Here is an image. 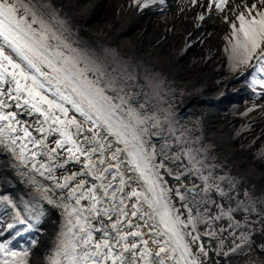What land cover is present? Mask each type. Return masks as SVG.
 <instances>
[{
  "label": "snow or ice",
  "instance_id": "6c2138e0",
  "mask_svg": "<svg viewBox=\"0 0 264 264\" xmlns=\"http://www.w3.org/2000/svg\"><path fill=\"white\" fill-rule=\"evenodd\" d=\"M136 2L147 6L152 0ZM207 8L221 13L228 8L238 21L237 27L225 17L232 29L233 68L255 60L251 67L264 73V0H208ZM252 83L264 88L260 80L253 78ZM121 84L119 77L57 32L45 0H0V145L54 182L51 188L37 189L47 204L61 209L65 220L48 264H206L202 237L215 239L226 231L216 225L225 218L228 229L247 227L233 213L255 209L242 204L225 209L213 199L214 191L231 198L210 173L203 174V161L192 149L171 154L173 143H185L183 134L176 135L167 119L148 110L146 103L134 104ZM9 100L25 114L35 115L33 123L6 111ZM32 128L40 135L34 136ZM18 141L17 153L12 146ZM184 157V171L168 166ZM57 169L64 170L60 176ZM189 173L201 183L184 186L181 176ZM164 174L177 186L169 187ZM57 188L54 198L51 193ZM3 202L12 209V222L4 231L19 235L12 231L17 225L33 227L32 217L22 215L12 200ZM210 206L217 210L215 215ZM29 211L37 221L44 214L43 209ZM231 235L232 252L250 242L244 232ZM11 243L10 237L0 238V264H27L28 249L16 251Z\"/></svg>",
  "mask_w": 264,
  "mask_h": 264
},
{
  "label": "bare ground",
  "instance_id": "6f19581e",
  "mask_svg": "<svg viewBox=\"0 0 264 264\" xmlns=\"http://www.w3.org/2000/svg\"><path fill=\"white\" fill-rule=\"evenodd\" d=\"M169 1L170 3L168 5L165 3L161 9L160 3L158 4L160 0H152L151 3L147 4L148 11L143 12V2L137 4L136 0H116L113 5L114 11L110 14L108 0H45V3L48 6L49 16L52 18L53 27L58 33L63 34L73 47L101 63L110 75L119 77L122 81L121 86L126 89L129 95L135 98L134 104L136 102L146 103L148 110L155 112L162 120L167 119L176 135L183 134L185 143H173L172 155H175L179 150L192 149L198 159L203 161L204 167L220 187L225 189V185L230 186L227 189L229 192L228 197L231 199L224 198L228 207L236 208L238 204H242L244 207L254 208L255 211L246 212L240 209L239 212L247 213L246 215H249L250 212L258 213L255 216L252 215V218L249 215L253 224H248V226L257 233L249 235L250 241L253 240L254 244L250 245L248 252L243 255L236 254V251L233 255L224 256L222 254L219 255L218 262L220 264H264V251L261 250L264 244L260 245L261 241L264 240V235H260L264 234L263 217L260 216V214H263L261 209L264 207V171L253 164L247 158L246 153H241V151L235 149V144L232 143V135L228 130V123L219 122L217 120L218 112L215 113L211 106L206 107L210 102L216 104L220 100L218 97L215 99L213 96L211 99L205 98V94L214 89L212 86L214 84L212 81L213 71L208 69L200 73L186 74L187 68L190 63L196 60L197 55L188 54L185 57L186 53L184 51L194 48L197 51L196 54H202L203 57L213 54L216 39L222 33L224 26L229 23L225 21V17L227 16L228 21H231L233 15L228 11V8L225 9V12H218L220 13L218 17L215 15L216 11L206 9L205 12L198 15L204 17L210 15V20L203 22L199 35L188 37L186 35L191 28L183 23H176L173 18V22L166 20L167 17L164 18V16L158 22L155 21L154 23L152 21V17L156 12L162 13L163 9H168L169 6H171V10L174 8L184 9L183 11L179 9L180 12L175 17L177 21L182 20V16L188 15V13H185V9L193 4L192 0ZM247 2L252 3L254 0H247ZM239 3H241V0H233V4ZM231 6L229 5V7ZM196 11L199 13L197 4L194 5L192 14L196 15ZM97 19L99 22H96ZM154 19L156 18L154 17ZM160 23H164L163 28L166 23H169L168 26L172 27L171 30H168V32L158 30ZM199 25L200 22H195L190 26L193 29H198ZM167 28L169 29V27ZM158 38H162L160 40L161 45L156 46ZM166 41L170 43L171 50L168 53H163V47L161 46L165 45ZM183 48L185 50L182 52ZM183 53H185L184 56ZM220 93L218 92L215 95L217 96ZM14 105L15 102L9 100V107L5 110L16 111L19 113L18 118L20 120L32 124L36 118L35 115L29 116L25 114L23 108L17 109ZM185 114H188L192 120L182 119L179 124L175 123L179 117L185 116ZM69 115L71 116L72 113L70 112ZM254 115H264L263 101H257L250 116ZM30 130L34 136L40 135L35 132L34 128ZM262 130L264 132V125H262ZM164 135H168V133L165 132ZM49 139L51 140L53 137H49ZM152 140L153 142L163 143L158 137H152ZM20 143L21 141H18L17 145L12 146L16 147L17 153L19 152L18 145ZM28 147L32 148V145ZM206 150L208 153H206ZM3 154L5 156H2ZM37 159H43V157ZM19 161L21 165L24 164L22 167L25 173H36L32 169L29 160ZM16 162H18V159H16L11 148L0 145V163L4 166L6 164L3 168L4 174L0 176L1 193L7 190L12 191L15 188H22L23 190L25 186H30L31 189L33 188L38 192V188L47 189L53 186L54 182L46 180L45 176L40 175L39 172L36 173L39 177L38 180H35L38 181L37 183L34 180L26 181L25 177H21L19 175L21 173L17 172L18 179L22 181L18 183L19 181L14 179L15 174L13 177L14 170L17 169ZM11 163H13L12 165L15 164L16 169H10ZM187 165V157L176 163L168 162V166L173 171H184ZM72 170H75V168ZM63 171V169H57L55 174L60 176ZM161 171L163 174V170ZM12 177L13 179H11ZM164 179L169 187H176L178 184L173 177L166 174H164ZM181 183L184 186H191L192 184L199 185L201 182L194 173H189L187 176H181ZM17 184L20 185L17 186ZM59 192L60 189H54L51 195L56 198ZM245 193L248 194L247 197ZM212 197L216 199L213 194ZM36 199L38 203L41 201L48 207L46 200L41 198L40 193H38ZM175 202L176 206L179 207L178 198ZM82 203L86 204L87 201H82ZM222 206L224 207L225 204ZM210 207H212V214L215 215L217 210L213 206ZM49 214L46 223L47 229L41 236L40 241L36 242L35 255L31 264H48V258L54 255V251L50 252L52 251L50 245L51 242L57 244V237L65 220L61 214V209L52 205L49 207ZM234 218L239 220L242 225L245 221L247 222V220H244L245 216H234ZM251 220L250 222H252ZM216 225L218 227L224 226L229 232H235V230L228 229V224L219 225L216 223ZM246 229L248 228L244 229L242 227L239 230L248 234L247 231L250 229ZM202 231L204 230L202 229ZM236 235L239 236L240 233H236ZM230 236V238H227L222 234L219 235L221 237L219 241L222 240L223 245L221 246L220 243L218 251L224 246L229 250L223 252H231L234 246V237ZM215 239L202 237L201 242L210 244ZM235 243L242 242L235 240ZM243 245H246V243L242 244L240 252L247 249ZM193 251H196L195 245H193ZM206 264L211 263L206 262Z\"/></svg>",
  "mask_w": 264,
  "mask_h": 264
},
{
  "label": "rangeland",
  "instance_id": "374dc122",
  "mask_svg": "<svg viewBox=\"0 0 264 264\" xmlns=\"http://www.w3.org/2000/svg\"><path fill=\"white\" fill-rule=\"evenodd\" d=\"M116 0H108L109 2V14L112 13L114 11V3ZM199 1V2H198ZM198 5L199 7V13H197L196 11V15L192 14V11L194 10V5ZM207 4H208V0H197V3L192 4L191 7L186 8L185 9V13H188L187 16H182V20H178L175 18L176 16H178L179 14V9L178 12L177 10L174 11V9L172 11H170L167 14V19L166 20H171L170 22H173V20H176V23H183L184 25H186L187 27H190L191 30H189L187 32L186 36H192V37H196L197 35H199L201 33V28L203 26V22L204 21H208L209 18L208 16H206L203 20L198 19L200 16L198 14H201V12H204L207 9ZM148 6H142V11H148ZM184 9H181V11H183ZM209 10V9H207ZM220 13L215 12V15L218 17ZM159 14H155L153 15V19L152 21L155 23L158 22V19H154L157 18L156 16ZM161 15V14H160ZM171 15V16H170ZM198 15V16H197ZM188 17V18H187ZM170 18V19H169ZM173 18V20H172ZM235 17L233 16V19L230 22H236L237 23V27L238 25V21L234 20ZM98 20V19H97ZM182 21V22H181ZM96 22H99L96 21ZM199 23L200 25L197 27L198 29H193L190 25L192 23ZM188 23V24H187ZM167 24V23H166ZM163 28L162 25H164V23H160L159 24V28L158 30L168 32V30H171V26H168V24ZM174 24V23H172ZM169 27V29L167 27ZM163 32V33H165ZM182 35V34H181ZM232 37V29L230 26V23L226 24L224 26V29L222 31V33L219 35L218 39H216V45L214 50L212 51L213 54H211L210 56L207 57H203L202 54H196L197 51L194 50V48L191 49H182V52L184 51L185 53H183V56L185 54V57L189 55H197L196 56V60L193 61L192 63H190L189 67L187 68V75L189 74H195V73H200L203 72L205 70L211 69V71H213L212 74V81H213V90L209 93L205 94V98L207 99H211V97H215V99L218 97L220 100L218 101V103L215 104L210 102L208 105H206V107L211 106V108L214 109L215 113H217V120L219 122H226L228 123V130L229 133L232 135V143L235 144V149L237 151H241V153H246L247 158H249V160H251V162L253 164H255L259 169L264 171V132L262 130V125H264V115H254V116H250V114H252V111L257 103V101H263L264 102V96L257 98L258 96L254 97V99L252 101L249 102V107H245V106H241V103L239 102V104L237 105L238 101L247 99L250 97L249 92L246 90L244 84H241L242 82H244L245 78H244V74L249 73V71L251 69H248V66H240L238 68H233L232 63L230 62V54H231V49H230V45H229V39H231ZM227 38V39H226ZM159 40H157L158 42L156 43V46L161 45L160 40L162 38H158ZM234 42V41H233ZM165 45H162L161 47H163V53H168L171 50V46L169 42H165ZM226 49H228L226 51ZM252 68V67H251ZM248 69V70H246ZM211 81V82H212ZM221 91V93H220ZM217 96L215 94L217 93ZM212 94V95H210ZM259 94V93H258ZM207 95V96H206ZM241 96V97H240ZM210 97V98H209ZM232 103H236V105H233ZM226 105L229 107L227 109H223L220 107H226ZM240 107H243L242 110H239ZM22 115V113H21ZM252 117V118H251ZM182 119H187V120H192V118L188 115L185 114V116H181L179 117L175 123L179 124V121ZM191 122V121H190ZM193 127V126H192ZM262 130V131H261ZM182 148V146H181ZM206 153L207 150H206ZM2 156H5L4 154ZM202 157V156H201ZM10 162V160H9ZM13 163H11L10 165V169L14 170L15 168V164L12 165ZM24 165V164H23ZM23 165L20 164V161L18 160V162H16V166L17 169L16 171L14 170L13 173V177L14 174L16 175V177H14V179L16 181H19L18 183L22 182L18 179V173H21L19 175H21V177H25L26 181H31V180H38L39 177L36 173H30L27 174L25 173L24 168L22 167ZM6 166V164H5ZM4 165H1L0 163V176L2 174H4V170L3 168L5 167ZM199 167V165H198ZM203 174L204 175H209L208 170L204 167L203 168ZM18 172V173H17ZM13 177L11 179H13ZM38 181H35V183H37ZM201 182V181H200ZM20 184H17V186ZM229 185H225V191L227 193L228 192V187ZM30 186H25L22 190V188H15L12 191H5L3 193L0 194V200L4 201L5 199L8 200H12L13 203H15L18 206L19 210H22V215H26V216H31V223L33 224V227L30 230H26V235L31 238L32 243L27 242L26 244H24L25 242L20 241V247L22 248L25 247L26 249H28V256L26 257L27 260V264H31L32 262V258L35 255V248H36V242L35 244H33V241H36V237H37V242L40 241L41 236L45 233L46 229H47V216H49V207L50 205H48V207H46L43 203H41V201H37V199L35 200V198L38 197V192H36L33 188L29 189ZM228 187V189H227ZM2 190L1 187V179H0V192ZM54 192V191H53ZM213 196L215 195L216 197V201L221 204L224 205V208L227 209V202L224 198H221L217 193H215V191L212 193ZM214 199V198H213ZM221 199V200H220ZM223 199V200H222ZM224 203V204H223ZM5 207L4 209L0 212V222L3 218V222H5V218H8V220H12V209L10 207H8L5 203H4ZM27 206V207H26ZM214 207V206H213ZM29 209H43L44 214L39 218V220L37 221L35 219V212L29 211ZM215 209V208H214ZM216 210V209H215ZM251 213V214H250ZM249 215L251 216V218L253 216H255V214L257 215V212H250ZM239 214V215H238ZM247 214V213H246ZM244 212H239L236 211L233 213L234 216L236 217H242L245 216L246 218L244 220H247V222L245 221V223H247V227L248 228L246 230L248 233V236L254 233H257L256 231H253L252 228H250V226H248V224H253V221L251 220L249 215H246ZM253 215V216H252ZM260 216L263 217V223H264V213L260 214ZM259 216V217H260ZM249 217V218H248ZM46 219V221H45ZM250 220L252 222H250ZM52 221V220H51ZM223 221V222H222ZM222 221H217L216 223L221 225V224H228L227 219L225 218ZM244 223V224H245ZM0 232L4 231V223H0ZM22 227H25L24 225ZM220 227V226H219ZM224 227V226H223ZM225 228V227H224ZM205 230L203 228V226H201V230ZM230 230H235V233L239 234L241 233V231L239 229L236 228H232ZM14 231V230H12ZM232 232L229 231H224L223 233H217V237L215 240H213V243L210 244H205V247L208 250V256L205 257V261L211 264H220L219 261V255H217L218 252V247L220 245V241L219 239L221 237H219V235H223L226 236L227 238H230ZM261 236H263L264 234H260ZM256 236V235H255ZM260 236V237H261ZM4 237H11V234L0 237V238H4ZM264 241V240H263ZM263 241H261L260 245H263ZM4 242H7V239L4 240ZM202 243V242H201ZM225 244H227L226 242H224ZM254 244L253 240L246 243V245H243L244 247H246L247 249L244 250L243 252H240V248L238 249V251L236 250V252H229V255H233V253L236 254H245L246 252H248V250L250 249V245L252 246ZM55 242L52 243L50 247L52 248L53 252L55 250ZM10 247H19L17 242H12ZM196 247V246H195ZM264 249V247L262 248ZM261 249V250H262ZM227 251L229 249H227L226 247L223 246V248L219 249V252H223V251ZM264 251V250H263ZM222 255V254H220ZM210 261V262H209ZM245 261V260H244Z\"/></svg>",
  "mask_w": 264,
  "mask_h": 264
},
{
  "label": "trees",
  "instance_id": "16d2710c",
  "mask_svg": "<svg viewBox=\"0 0 264 264\" xmlns=\"http://www.w3.org/2000/svg\"><path fill=\"white\" fill-rule=\"evenodd\" d=\"M4 207H5L4 202H3L2 200H0V212L4 209ZM5 208H6V207H5ZM4 220H5V222H3V218H2V220H1L0 223H4V224L6 225V224L12 222V220L9 221L8 218H5ZM0 225H1V224H0ZM17 230L19 231V235H11V237L14 238V241H13V242H17L18 245L21 246V245H20V241H18V239H17L16 237H17V236L24 235V238H25V241H26L24 244H26L27 242L32 243L31 238L25 236L26 233L24 232V228H18V227L16 226V229H14L13 232H16ZM35 242H37V237H36V241H35ZM12 248H13L14 250H16V251H21V250H23V249H26V248L23 247V246H22V248H21V247H12Z\"/></svg>",
  "mask_w": 264,
  "mask_h": 264
},
{
  "label": "water",
  "instance_id": "95a60500",
  "mask_svg": "<svg viewBox=\"0 0 264 264\" xmlns=\"http://www.w3.org/2000/svg\"><path fill=\"white\" fill-rule=\"evenodd\" d=\"M0 194H1V192H0Z\"/></svg>",
  "mask_w": 264,
  "mask_h": 264
}]
</instances>
